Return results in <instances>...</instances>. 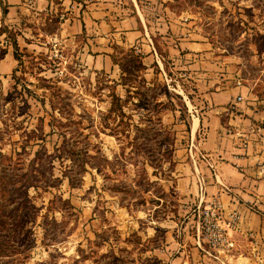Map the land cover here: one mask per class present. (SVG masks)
Wrapping results in <instances>:
<instances>
[{
    "label": "rangeland",
    "instance_id": "rangeland-1",
    "mask_svg": "<svg viewBox=\"0 0 264 264\" xmlns=\"http://www.w3.org/2000/svg\"><path fill=\"white\" fill-rule=\"evenodd\" d=\"M118 3L127 13L139 16L160 53H167V40H173L172 36L177 39L180 32H185L188 41L207 43L206 48L198 44L194 50L206 52L204 60L217 61L213 65L206 62L205 66H210L207 71L215 73L204 77L214 79L227 74L224 78L229 85L239 87V93L243 94L240 102L261 112L257 120L253 119L252 132L237 134L238 130L224 116L223 125L228 133L255 140L264 162V0H118ZM68 12L65 6H60L55 13L29 21L27 35L19 28L0 25V33L1 28L6 31L0 34V61L5 55L3 51L14 52L15 40L21 52V61L16 58L12 71L4 73L0 69V128L9 130L4 138L0 137V150L12 155V161L20 152L27 165L36 150L53 153L63 141L62 131H53L50 125L52 116L57 121L75 119L81 121L79 129L83 135L74 131L78 123L70 122L66 138L72 135L70 139L75 140L76 148L88 144L90 150L84 151L85 156L95 166L87 163L86 169L78 172V163L71 164L74 169H68V175L63 174L68 167L57 159L53 174L47 166L49 181L44 187L30 188L32 202L41 206L38 216L28 223L32 232L29 231L27 239L22 240L21 235L19 242L14 241L16 250L12 254L8 250L0 254V264H108L110 256L101 254L112 252L118 258L117 264H168L169 258L177 253L171 246L192 237L198 223L197 195L188 193L180 180L192 175L190 147H195L197 140L189 132L191 118L195 114L204 119L198 138L205 139L210 126L206 116L214 103L197 85L202 81L195 79L196 73L182 68L179 62L173 64L168 56L162 58L165 68L156 67L155 75L149 78L132 54L136 52L130 50L131 46L113 43L115 68L90 67L81 53L82 36L67 39L64 35ZM143 77L149 82L145 83ZM210 89L215 88L212 85ZM113 93L124 99L126 112L133 113L132 136L139 135L138 143L147 150V155L143 150L138 153L136 146L120 141L112 133L117 119L106 114ZM160 100L162 103L155 105ZM165 128L171 132L169 141L174 143L159 152L157 138L164 136ZM32 129L40 137H33ZM26 132L31 133L30 139ZM144 135L149 139L143 140ZM196 149L198 157L206 159L202 153L207 154V150ZM91 154L97 157L91 159ZM157 155L162 159L154 162L161 164L155 168L158 174H153L154 167L145 158ZM9 162L11 159L0 154V168ZM104 163L108 165L103 167ZM69 175L75 176L79 183L72 185ZM199 176L202 175L197 176L201 192ZM114 186L117 189H111ZM22 196L18 193V200ZM52 198L58 208L50 211L49 217L56 216L58 235L54 243L46 244L41 224ZM3 199L0 194V202ZM17 219L20 218L7 219L5 212L0 211V240L7 228L18 225ZM91 249L97 252L81 257Z\"/></svg>",
    "mask_w": 264,
    "mask_h": 264
},
{
    "label": "crops",
    "instance_id": "crops-1",
    "mask_svg": "<svg viewBox=\"0 0 264 264\" xmlns=\"http://www.w3.org/2000/svg\"><path fill=\"white\" fill-rule=\"evenodd\" d=\"M60 6H65L69 10L63 30L64 35L67 39L82 36L81 53L90 67L106 70L115 68L112 57L113 43L131 47L138 45L147 77L155 75L156 67L164 69L165 63L162 58L168 56L173 64L179 62L182 68L196 73L195 79L202 81L197 85L214 103L208 111L210 115L206 116L210 126L205 139L198 138V129L202 123H205L204 119L195 114L191 118L189 132L197 140L195 147H190L192 163L189 166L192 175L188 178L181 177L180 180L183 181L188 193L197 195L196 203L205 204L214 196H218L227 213L233 210L240 213L239 228L231 230L237 242V248L232 254L218 252L199 238L196 228L192 237L178 241L175 247L171 246L177 249V253L169 258L168 264H264L262 258L264 257L263 157L257 151L255 140L250 137L248 143H244L238 135L228 133L222 122L224 116L239 133L240 131L249 133L252 132L251 127L255 122L253 119L257 120L261 112H257L252 106L245 105L243 101L239 103L237 112L229 110L228 103L234 95L239 93L240 88L229 85V80L224 78L227 74L214 79L204 77L206 74L215 73L207 71L210 66H205L206 62L213 65L217 61L204 60L206 52L195 53L194 50H197L198 44L206 48L204 45L207 43L199 40L188 41L185 32H180L181 35L177 39L171 37L173 40L180 39V41L167 40V53H160L149 32V27L147 26L149 32L147 35L139 16L127 13L118 0H0V25L19 28L24 35H27L29 21L39 20L44 14L55 13ZM4 8H6L5 11ZM2 33L6 34V31L1 28L0 34ZM24 35L21 33V36L24 37ZM194 44L196 46H193ZM15 63L13 50L8 49L1 58L0 69L8 73L13 70ZM212 85L215 88L213 90L210 89ZM195 117H197V123L194 127ZM196 148L207 150L210 159L199 158ZM199 174L205 181L203 194L199 189L197 179ZM247 228H253L260 234L262 244L260 243L258 247V257L252 254V244L244 235Z\"/></svg>",
    "mask_w": 264,
    "mask_h": 264
},
{
    "label": "trees",
    "instance_id": "trees-1",
    "mask_svg": "<svg viewBox=\"0 0 264 264\" xmlns=\"http://www.w3.org/2000/svg\"><path fill=\"white\" fill-rule=\"evenodd\" d=\"M6 8H4V11ZM14 56L19 61H21V52L19 45L17 41L14 42ZM130 50L132 52H136L135 57L139 60L141 63V68H145V65L142 64L140 61V53L136 51L135 47H131ZM7 52V50L3 51V55ZM123 70V69H122ZM16 71V69H15ZM143 80L145 83H148L149 81L143 77ZM51 87V86H48ZM27 90H31L30 88L26 87ZM149 100V99H148ZM150 102V101H149ZM162 103V100L156 101V104ZM124 99L116 94L113 93L112 100H111V106L108 109V112L106 116H112L113 119H117L114 126L111 128L112 133H114L120 141H127L128 143H131L134 146H136V149L138 150V153H140L142 149L141 143H138V134H135L132 136V127H130L132 124H134L133 121V113L126 112ZM56 116H52V119L50 120V125L52 126L53 131H56V129H60V133L63 135V141L61 144L55 146V150L53 153H48L47 151H43L41 153V150H36L35 156L30 159V163L25 165L24 158L21 156L20 152H17L18 157L13 160L12 155H7L3 153L0 150L1 156H4L5 159H11V162L2 164L0 168V194L2 195V198H4V201L0 202V211L5 212V216L7 219L16 218L18 216L20 219L18 220V225H20L19 228L18 225L14 227L7 228L8 232L5 233V237L0 240V254H3L5 251H9L8 254H12L16 248L13 243L14 241L19 242L18 237L22 235V240L28 238L29 231L32 232L31 227H28V223L30 221H33L35 217L38 216L39 212L41 211V206H37L35 203L32 202V195L30 194V188L35 187V189H38L40 187H44V183L49 181L48 174H47V166L50 167V173L53 174V169L55 168V160H59L60 163L63 166H66L68 168L63 169V174L68 175L67 171L74 169L73 165L78 163V166L80 170L86 169V164L91 163L90 165L95 166V162L89 160L87 156H85V152L88 153L90 150V147L87 145L83 146V148H76L75 147V140H71L72 135L68 138H66V131L70 130L69 127L72 123H78L74 131L75 133H78V135H83V130H80L81 127V121L72 119L69 122L68 121H62L59 119V121L56 120ZM110 123V122H109ZM109 126V124H108ZM19 127V124H16V128ZM84 127V126H82ZM8 133L9 130H2L0 128V137L4 138V135ZM31 132H34L35 135L33 137L37 138L40 137L41 134H37L36 130L32 129ZM27 138H31V133L26 132ZM87 136V135H85ZM171 136V132L169 130H166L164 136H162L160 139L157 138L158 143L160 144V149H163V147H169L173 146L174 141H169V137ZM42 137V136H41ZM126 139V140H125ZM144 139H149L148 135L143 136ZM143 142V141H142ZM147 149V148H145ZM147 150H143L145 155H147ZM20 154V155H19ZM97 157V155L91 154V159ZM116 157V155H115ZM19 159V160H17ZM67 159H70V162H65ZM118 159V158H116ZM155 160H161L162 158L159 157V155L148 159L145 158L146 162L154 167V170L152 171L153 174H158L156 171L157 165L161 164L159 162H154ZM3 160V159H2ZM81 160V161H79ZM105 160L108 162L110 159L105 156ZM172 162V160L170 159ZM108 165V163L102 164L103 167ZM99 167V166H98ZM52 169V170H51ZM75 176L69 175L68 180L72 185H75L76 183H79V180L77 181V178L75 179ZM115 188L111 189H117V186H114ZM23 195L20 200L17 198V194L20 193ZM12 206L10 207L9 205ZM8 205V207H7ZM29 207V210L26 209ZM47 210L45 213H43V220L42 224L44 229V236L43 239L46 244L54 243V240L56 239V236L58 235L57 232V219L56 216L53 215L52 218L49 217L50 211H54L58 208L56 205V199L52 198L50 199L49 203L46 206ZM6 229V230H7ZM23 232L21 233L20 231ZM17 236V237H16ZM103 237H106L105 234H103ZM17 239V240H16ZM106 238L101 239L98 244H101ZM97 251L95 249H91L89 254H83L81 257H86L87 255L90 256V254L94 255ZM7 254V253H6ZM108 257L110 256V259L107 261L108 264H117V257L115 256V253L112 252L111 255L108 254H101V257ZM98 261V258H95V261Z\"/></svg>",
    "mask_w": 264,
    "mask_h": 264
},
{
    "label": "built area",
    "instance_id": "built-area-1",
    "mask_svg": "<svg viewBox=\"0 0 264 264\" xmlns=\"http://www.w3.org/2000/svg\"><path fill=\"white\" fill-rule=\"evenodd\" d=\"M65 17V14H62ZM137 52L140 51L139 46H135ZM240 83V81H239ZM243 99V94L239 93L229 103V110L236 111L240 101ZM239 134V132H236ZM244 143H248L247 136L242 139ZM203 157L207 160L210 159L208 153H202ZM201 182V192L204 190V178L199 176ZM201 199V197H200ZM198 209V223L197 229L199 238L208 244L211 248L216 249L218 252L234 253L237 248V242L233 237L231 230L239 228L240 213L237 210L226 212L222 200L218 196H214L205 204L199 202ZM244 235L250 239L252 244V254H258V247L261 243V237L257 230L247 228Z\"/></svg>",
    "mask_w": 264,
    "mask_h": 264
}]
</instances>
